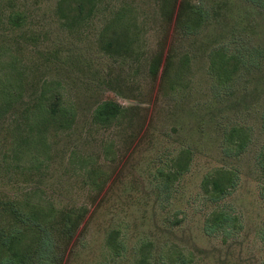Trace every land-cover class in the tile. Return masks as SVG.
Segmentation results:
<instances>
[{
    "label": "rangeland",
    "instance_id": "374dc122",
    "mask_svg": "<svg viewBox=\"0 0 264 264\" xmlns=\"http://www.w3.org/2000/svg\"><path fill=\"white\" fill-rule=\"evenodd\" d=\"M79 1L0 0V82L20 91L10 101L0 94V198L42 200L58 219L88 210L63 264H133L142 242L152 254L192 252L189 264H263L264 6L185 0L165 39L159 0H105L109 11L132 7L141 25L132 49L119 53L101 41L106 20L90 22V1L84 19L71 18ZM221 52L230 78L219 81L212 61ZM43 91L62 94L71 122L27 133ZM108 100L124 113L95 120ZM218 167L239 174L219 205L203 188ZM96 171L107 178L101 187ZM215 208L238 217L231 235L204 232ZM115 229L128 245L119 258L107 246ZM56 235L63 249L61 229Z\"/></svg>",
    "mask_w": 264,
    "mask_h": 264
},
{
    "label": "trees",
    "instance_id": "16d2710c",
    "mask_svg": "<svg viewBox=\"0 0 264 264\" xmlns=\"http://www.w3.org/2000/svg\"><path fill=\"white\" fill-rule=\"evenodd\" d=\"M90 1V22L93 19L106 20L107 25L101 33V41L107 49H113L119 53L130 51L133 43L140 34L141 25L137 21V15L134 9L124 5L114 11L105 7V0H85ZM80 0L75 9L72 19H84L86 3ZM180 1V2H179ZM254 3L264 6V0H251ZM179 2V3H178ZM182 2V3H181ZM185 0H159V8L164 17V38L167 39L170 34L171 26L177 16V10L183 7ZM180 6V7H179ZM178 8V9H177ZM110 12V13H107ZM111 14L109 17L108 15ZM12 23H18L22 15H10ZM3 18L0 13V23ZM110 32V34L108 33ZM109 34V37L107 36ZM109 39V40H108ZM167 57H170V51H167ZM166 49L162 47L157 55L152 59L150 67L151 73L157 77L165 58ZM228 58L225 53H218L212 61L214 70H219L222 74L230 78V70L227 68ZM167 72V69H166ZM15 78V77H14ZM20 91L13 85L9 86L0 82V94L6 101L13 100ZM62 94L58 91L47 93L42 92L39 99L34 103L28 118L29 125L26 129L29 131L40 132L42 127L48 123L71 122L72 113L62 103ZM46 102H48L46 104ZM124 113V108L118 102L104 101L100 103L94 112V119L103 123L112 122ZM233 134L229 133L227 153L233 151ZM242 143V141H241ZM239 143V145H241ZM238 145V146H239ZM184 152L179 156L180 165L184 164L186 159ZM99 177L96 180V186L101 187L107 180L101 173L95 172ZM239 181L238 171L227 168H215L213 173L203 181V188L206 191L208 199L218 204L221 199L229 195ZM219 205V204H218ZM217 205V206H218ZM53 207L43 204L42 200H24L13 199L10 197L0 198V264H63L65 255L73 242L75 235L80 229L88 210L70 211L62 214L61 219L54 212L46 213V208ZM238 217L228 213L223 209L215 208L207 216L203 230L207 235L217 232H224L231 235L235 232L238 225ZM61 229L64 235V245L57 238L56 232ZM107 246L113 253V257L119 258L128 251L126 239L120 229H115L108 234ZM145 242H142L138 250H134L135 260L133 264H189L194 254L184 250L168 247L163 249L158 255L152 254ZM136 248V247H134ZM157 253V252H156ZM264 264V263H263Z\"/></svg>",
    "mask_w": 264,
    "mask_h": 264
}]
</instances>
